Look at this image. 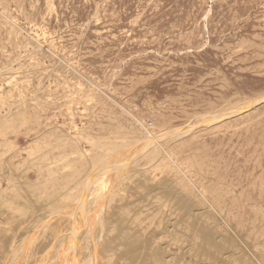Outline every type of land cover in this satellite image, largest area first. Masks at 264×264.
Instances as JSON below:
<instances>
[{
	"label": "rangeland",
	"instance_id": "374dc122",
	"mask_svg": "<svg viewBox=\"0 0 264 264\" xmlns=\"http://www.w3.org/2000/svg\"><path fill=\"white\" fill-rule=\"evenodd\" d=\"M261 98L264 0H0L1 218L40 204L53 183L77 167L94 174L153 141L147 151L161 146L163 152L158 148L159 157L145 167H158L155 182L186 197L195 218L167 201L145 203L135 188H121L112 204L109 198L97 204L94 198L106 189L99 179L87 197L88 218L96 205L104 218L138 216V231L158 244L180 241L190 264H264V100L221 116ZM218 115L217 122L209 119ZM180 129L176 138L167 135ZM36 180L53 185L41 195ZM73 201H53L48 209L65 218L62 207L70 211ZM191 219L209 243L188 234ZM14 233L5 230L8 241L18 243ZM78 246L84 262L95 255L101 264L112 245L103 241L96 252L79 238ZM8 250L0 257L12 255L0 263L40 258L33 251L27 263H17L15 249Z\"/></svg>",
	"mask_w": 264,
	"mask_h": 264
},
{
	"label": "bare ground",
	"instance_id": "6f19581e",
	"mask_svg": "<svg viewBox=\"0 0 264 264\" xmlns=\"http://www.w3.org/2000/svg\"><path fill=\"white\" fill-rule=\"evenodd\" d=\"M262 100H264V98H261L257 101L246 104L236 111L224 113L221 116L224 119L226 116H231L233 114L236 115L241 110H244L247 108L251 109V107L258 104ZM221 116L220 115H218L216 117L211 116L212 118H209V119H212V120L214 119L213 120V122H214L217 119L220 120ZM194 126H196V125H191L189 127V129H191ZM184 130L185 129L176 130V131L170 132L167 135L170 137L174 136L176 138V136L182 135ZM1 133H2V130H1ZM19 138H22V137H19ZM106 141H108V139H106ZM10 142H11V140H10ZM77 142H78V140H77ZM151 142H153V141H151ZM151 142H147L145 144L143 143V145L140 144L141 146L137 145L138 148L137 147H136L137 149L135 148L136 149V150H134L135 152L132 150L129 152H126L123 155V157L121 159H118L117 163H115V164H112V161L110 162L108 160L111 164L109 163L110 165L108 164L109 165L108 166L107 164L105 165V163H104L103 166H101V167L99 166L100 169L97 168L98 171H96V169H95L96 173H94V174L93 173L88 174V172H86V174H83V172H81V171L76 172V170L78 168L77 167L76 170L73 169L74 172H71L68 174L66 173L67 176L62 175L64 177L63 178L61 177L60 179H57L56 178L57 176L55 177V175H56L55 174L54 177L57 179L55 181V183H53L55 185L52 184L51 180L46 181V182L43 180L44 182L38 183L37 180H40V181H42V180L40 179L41 178L40 176H39L40 178L37 177L36 181H37V184H39L38 186H39V189L41 191V193H40L41 195L43 192H45L48 185H53L52 187H50L49 190H47V191H49L48 196L45 199L40 200V204L38 203V205L22 206V209L20 211H18L17 216L11 215L9 218H1V215H3V205L1 204V201L4 202V200H1L0 201V223H1V225H0V253H6L7 249H9V250L15 249V253L12 251L14 253L12 257L15 260H17V263H18V259L20 261L25 262L26 259L28 258V256L33 251H35V253L40 254L39 261L35 262L36 264H97V263H99V261H98L99 258L98 259L94 258L95 255H94V257L92 256L93 258L89 262H84L83 258H81L82 255L81 256L79 255V249H78V247H79L78 246V240H79V238H81V239H84L85 241L91 243L92 246L95 248L96 252H97V245L101 244V242L106 241V242L111 243L112 246L108 249H105V253L107 254V256L103 259V262H101V264H118V263L119 264H190V262L188 260L184 259V257H183L182 243L180 241L178 242V241H173V240L169 241L168 240L169 242H167L166 244L165 243L158 244V242L152 240L151 238L148 237L149 235H146L144 233L145 229L143 230V232L138 231L135 228V225L138 224V220H137L138 216H137V218H134L132 216V219H131V218H125L124 216H119L117 214H114L112 216V218H104V217H102L104 215V210L102 209L103 206L102 205L101 206L96 205V207L98 206V209L96 208L97 209L96 210L94 208L96 211L93 212V214L91 213L92 218H88V216L89 217H91V216L87 212L89 210L87 208L88 207L87 204H89V203H87V201H88L87 197L89 195H91L90 194L91 193V187L95 185L94 182L97 179H99L100 181L105 180V185H106V187L104 186L106 189H105V192H103V195L100 194L99 195L100 197H98L97 200H96V198H94L96 203L98 202L97 204H99V202L104 201L105 199L107 200V198H109V202H111V204H112V202L117 201L118 192L121 190V188H124V187H126L128 189L135 188V189H141L142 200H145V203L146 202H148V203L153 202L154 200H156V201H167V202H170L172 204H175L178 207L179 211L183 215L188 216L189 218H195V216H194L195 213L191 210V208L189 206V202L186 199V197H182L178 194H175V192L172 190L171 186H169L168 184H166L164 182H155L156 178L153 177L151 174L154 173L156 170H158V167H156V166L152 167L151 164H150V166H151L150 168H149V166L147 168L145 167V166H147L148 163H150L153 160V158L156 155H158V157H159L158 150H157L158 148L161 149V151L163 152V148L161 146L157 147L156 149L152 148L153 150L147 151V148L151 145L153 146V144H154V142L153 143H151ZM74 146L75 145H73L72 148H74ZM114 146H116V145L114 144ZM109 147H111V146H109ZM17 148L18 147L16 146V149ZM61 148L62 149L60 151L64 150L63 147H61ZM105 148L106 147H104V149ZM58 149H59V147H58ZM102 149H103V147H102ZM28 150H30V149H28ZM31 150H33V148H31ZM106 150H107V148H106ZM16 151H14V152H16ZM19 151H20V148H19ZM74 151H75V149L73 150V153H74ZM79 151H78V153H79ZM99 151L96 150V152H99ZM116 151L114 153H116ZM5 153H7V152H5ZM59 153L61 154V152H59ZM100 154L101 153H99V155ZM65 156H67V155H65ZM78 156H79V154H78ZM75 157H77V155ZM75 157H74V161H75ZM79 157H78V159H79ZM93 157H95V156H93ZM13 158H15V157H13ZM96 158L99 159V157L97 156L94 158L95 161H98ZM100 158L102 159L104 157H100ZM31 159H32V157H31ZM78 159H77V161H78L77 164L80 163ZM107 159H109V157ZM27 160H29V159H27ZM42 160L40 162H42ZM45 160L47 162V159H44V161ZM68 161H66V162L68 163ZM71 161H69V162H71ZM89 161H91V160H89ZM105 161H106V159H105ZM24 162H27V161H24ZM34 162L36 163V161H34ZM48 162L50 163V161H48ZM66 162L64 161L65 164H67ZM84 162H86V159ZM18 163H19V161L17 162V164ZM28 163L29 162H27V164ZM35 163L34 164L32 163V165H35ZM38 163L39 162L37 161V165H38ZM91 163H92V161H91ZM106 163H107V161H106ZM5 164H6V162H5ZM68 164H69V166L67 165L68 168L71 167L70 163H68ZM75 164H76V162H75ZM75 164H73V165H75ZM37 165H35V167ZM153 165H155V163ZM28 166L29 167L23 171L30 170L31 169L30 163ZM80 167H82V165ZM4 168H6V167H4ZM48 169L50 170L51 167H49ZM2 170L4 171V169H2ZM37 170H38V168H37ZM49 170H47L46 172H48ZM54 170H55V168H54ZM91 170H92V168H91ZM82 171H84V170H82ZM85 171H86V169H85ZM27 172L28 171H26V173ZM51 172H52V170H51ZM42 173H41V175H42ZM48 173H47L48 176L51 175L50 172H48ZM54 173H56V172H54ZM54 173L52 172L51 176H53ZM35 174L33 173L32 175L35 177L36 176ZM44 174H45V172H44ZM109 174L111 176L108 177ZM6 175H8V173ZM45 176H42V177H45ZM0 177L2 178V176H0ZM28 178H29V176H28ZM48 178H50V177H48ZM33 179L34 178H32V180ZM28 186H29V188L32 187L30 185H28ZM25 187H24V189H25ZM29 188H28V190L30 191ZM34 188H36V187H34ZM34 188H32V189H34ZM35 190L39 191L38 189H35ZM12 191H13V189H12ZM75 191H79V192H75ZM108 191H110V192L112 191V192L110 193ZM74 192L77 194H75ZM22 193H23V191H22ZM35 193L36 192H34V194ZM202 193H204V192H202ZM31 194H33V193H31ZM38 194H39V192H38ZM96 197H97V195H96ZM0 198H1V195H0ZM15 198H17V194H16ZM69 198L74 200L73 201V208L70 211H66V209H64V207H62V209L65 211L62 212L61 216H65V218L55 217V216H58L61 214V210H60V212H58L57 208L55 209L54 207L48 209V206H50V204L53 203V201L60 203L62 200H66ZM9 200H11V199H7V201H9ZM106 200H105V202H106ZM5 203L7 204V202H5ZM11 204L14 206L15 209L20 208L19 202L16 200L12 201ZM71 204H72V202H71ZM71 204H68V205L72 206ZM89 205H90V207L92 206L91 204H89ZM104 207H105V205H104ZM126 207H129V205H126ZM109 210L111 211V209H109ZM14 214H15V212H14ZM157 216L158 215H155V217H157ZM145 222H146V220H145ZM160 222H162V221H160ZM20 225H23V229H21V230L18 229ZM185 226H186L188 234L190 233V236L192 238L193 237H197V238L199 237L201 239V241L203 240L205 243H209L211 241L210 237L204 232L203 227L199 226L194 220L191 219V221H189V224L185 225ZM9 227L15 231V233H16L15 238L17 240H19L18 243H13V241H8V239H7L8 236L5 234V230H6V228L8 229ZM147 229H148V227H147ZM147 229H146V232L150 229V227L148 230ZM157 229L158 228H156L155 230H157ZM63 232H66V236L68 234V236L66 238H65V236H62ZM165 236H166V234H165ZM152 237H154V236H152ZM157 239H159V237ZM168 239H170V238H168ZM163 240L164 239H162V241ZM196 241H198V240H196ZM81 242H82V240H81ZM86 246H87V244H86ZM201 247H203V244ZM81 251H82V248H81L80 252ZM95 251H93V253ZM9 253L10 252H8V254L6 255L7 257L12 255L11 253L10 254ZM98 253H99V251H98ZM168 253H171L170 257L168 256ZM21 254H23V256ZM6 256L2 255V257H0V258H2V260H3V259L7 258ZM90 257H88V258H90ZM10 260L13 261V259H10ZM3 262L0 264H5ZM9 262H11V261H9ZM26 263H27V261H26Z\"/></svg>",
	"mask_w": 264,
	"mask_h": 264
}]
</instances>
